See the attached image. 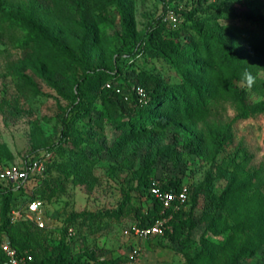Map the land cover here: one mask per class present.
Wrapping results in <instances>:
<instances>
[{
	"label": "rangeland",
	"instance_id": "obj_1",
	"mask_svg": "<svg viewBox=\"0 0 264 264\" xmlns=\"http://www.w3.org/2000/svg\"><path fill=\"white\" fill-rule=\"evenodd\" d=\"M162 1L123 0L135 33L141 35L151 22L158 19ZM172 1L178 10L191 7L190 0ZM243 2L244 5L231 2L226 7L237 11L247 7L264 12V0ZM89 3L91 0H6L4 7L13 17L28 15L32 23L43 15L53 17L48 24V33L58 31L62 42L68 45L80 41L81 23L86 22L88 29L98 37L87 51L91 63L103 65L108 59H114L122 46L121 18L112 9L103 24L92 23L87 10ZM56 5L61 7V17H58ZM205 6H198L199 14ZM33 30L34 27L23 22H11L0 16V159L9 164H21L36 151L51 150L48 151L51 160L70 162L74 161L72 158L77 150L84 148L93 161L91 169L95 178L88 186L87 183L74 182L72 175L65 179L64 172L50 167V185L55 187L53 178H56L64 190H56L49 201L36 193V197L43 201L38 215L44 225H28L33 243L40 245L46 241L55 244L64 230L75 253L101 249L100 257L114 258L125 257L133 248H138L134 264H191L197 254L214 251L212 264H228L219 244L227 239L231 227H242L240 221L244 219L245 211L241 201L220 202L219 196L231 178L234 164L243 166L246 173L262 168L260 177L254 181L264 193V112L246 119L236 118L237 111L225 104L205 120L172 123L155 134L147 133L140 139L118 145V131L111 119L103 114L99 101L96 109L82 118L77 108L71 106L65 96L70 87L67 85L68 76L47 66L44 60L51 53L50 46ZM28 36L30 41L26 42ZM243 53L254 57L257 51L245 47ZM118 64L130 86L121 88V81L113 80L111 89H120L125 95L138 86L135 77L141 71L170 83L179 80L174 67L154 49L133 60L120 59ZM258 77L264 81V68L259 69ZM92 80L95 83L94 77ZM247 89L248 103L264 99V84L258 85V90ZM100 115L103 117L98 121ZM225 122L232 123V135L216 152L208 143L207 128L211 123ZM65 128L72 134L61 141ZM163 146H169V149L164 151ZM149 159H154L152 179L160 182L177 179L192 189L201 186L195 200L190 197L182 208L184 216L194 222L193 227L185 231L182 242L166 236L139 238L127 234L126 231L134 225L132 218L128 213L116 214L125 191H130L135 206L145 209L149 205L144 196L132 190L137 183L135 170ZM35 185L34 181L27 182L22 192H17V197L26 201L33 194ZM247 205L253 211L257 208L255 200ZM85 214L91 216L84 217ZM241 229L236 236L240 242L251 235L255 227L246 224ZM236 264H264V244L254 255Z\"/></svg>",
	"mask_w": 264,
	"mask_h": 264
},
{
	"label": "trees",
	"instance_id": "obj_2",
	"mask_svg": "<svg viewBox=\"0 0 264 264\" xmlns=\"http://www.w3.org/2000/svg\"><path fill=\"white\" fill-rule=\"evenodd\" d=\"M190 1L191 7L183 10H178L172 0L168 1L176 8L179 17L178 23L169 28V25L162 21L166 8V1L163 0L158 19L151 22L147 29L138 35L133 31L123 0H91L87 10L92 23L103 24L112 9L116 10L121 18L122 46L116 51V57L108 59L103 65L91 63L87 51L94 46L98 37L88 29L86 22L81 23L80 41L75 45H68L62 42L58 31L48 33V24L53 17L51 19L43 15L35 23L30 21L28 15L19 14L13 17L4 7L6 0H0V16L8 18L11 22H23L26 26L35 28L33 31L37 37L45 39L50 46L51 53L44 62L51 70L68 76L67 85L70 87L65 92V96L71 101V106L77 108V113L82 118L96 109V102L99 101L103 114L111 119L114 128L118 131L116 141L120 145L140 139L147 133L155 134L156 131L172 123L187 124L205 120L225 104H230L237 111L236 118L246 119L264 112V99L254 103L247 101V88L258 90V85L264 84V81L258 77L259 69L264 68V12L247 7L239 11L226 7L231 2L244 5V0ZM204 4L206 6L199 14L198 6ZM56 7L58 17H61V7L57 5ZM25 41L29 42L30 37H26ZM245 47L256 50L257 54L254 57L245 55L243 53ZM150 49H154L174 67L179 75L177 82L170 83L161 77L141 71L135 77L138 86L126 95L120 89L117 91L111 89L112 86L105 85L113 80H119L121 88H128L130 83L123 77L118 60L129 58L133 60ZM92 77L96 80L95 83ZM101 85L103 87L100 89ZM71 87L74 89L71 90ZM137 87L143 88L145 93L143 98L138 95ZM102 117L100 115L98 121H101ZM231 127V122L208 125V143L216 152L221 150L231 138ZM62 132L61 141L72 134L67 128ZM166 149H169V146H163L162 150ZM46 151H36L21 164H27L32 157ZM72 159L74 161L57 162L49 158L42 176H29L19 185L0 181V232L2 233L0 245L7 240L18 252L30 253L33 257L30 264H134L126 261L127 256L100 257L101 249L75 253L64 230L55 244H47L46 241L40 245L34 244L28 226L38 227L33 220L10 221L11 210L17 206L26 209L29 201L39 199L36 193L49 201L56 190H64V186L56 178H53L55 187L50 185L51 166L64 172L65 179L72 175L74 182L87 183L91 186L95 180L91 169L93 161L85 153L84 148L77 150L76 156ZM153 162L154 159H149L135 170L137 183L132 187L139 196H144L148 200L149 205L145 209L135 206L130 191H125L116 214L128 213L134 224L140 227L151 225L160 216L172 214L168 220L170 228L163 236L172 241L182 242L185 231L191 229L194 222L184 216L182 208L176 211L165 209L163 212L161 201L150 192V185L155 180L150 175ZM8 164L0 159V165ZM231 172V178L219 196V201H241L245 211L244 219L240 221L241 228L246 224H253L255 227L253 233L246 236L242 242L236 237L242 229L238 226L231 227L232 231L228 233L227 239L219 244V248L226 254L228 264H236L239 260L254 255L264 244V193L254 181L260 177L262 168L246 173L243 166L234 164ZM29 181L36 182V185L31 197L25 201L17 197V192H22ZM183 184L185 183L177 179L160 182L163 190H179ZM188 188L187 203L190 197L194 201L198 192L202 190L201 186L192 189L188 185ZM251 200L257 203L254 211L247 205ZM85 215L84 217L91 216V214ZM214 254V251L197 254L191 259V264H212ZM2 258L0 249V259Z\"/></svg>",
	"mask_w": 264,
	"mask_h": 264
},
{
	"label": "built area",
	"instance_id": "obj_3",
	"mask_svg": "<svg viewBox=\"0 0 264 264\" xmlns=\"http://www.w3.org/2000/svg\"><path fill=\"white\" fill-rule=\"evenodd\" d=\"M166 1V8L163 13L162 21L167 25H176L179 21V17L176 13V8L169 4V0ZM110 87V83L105 84ZM119 91V89H116ZM138 95L143 98L145 93L143 88H136ZM50 158L48 151L36 155L30 159L27 164H13L0 165V181L5 183H14L19 185L28 179L29 176L39 175L42 176L46 169V163ZM151 194L158 198L163 206V212L165 209H172L176 211L183 208L188 201L189 188L187 184H183L179 190L170 189L163 190L158 180H153L150 185ZM43 202L39 199H34L28 202L26 209H22L21 206L13 208L10 212V221L15 222L20 219H31L38 226L44 225L43 219L38 215ZM172 217V214L168 216L158 217L151 225L137 226L134 224L130 229L126 231L127 234H132L139 238H148L152 236H163L165 231L170 228L168 220ZM3 258L0 259V264H30L33 257L30 253H20L16 248L12 247L10 242L5 240L0 245ZM139 254L138 248H133L127 255L126 261L128 263L133 262Z\"/></svg>",
	"mask_w": 264,
	"mask_h": 264
},
{
	"label": "clouds",
	"instance_id": "obj_4",
	"mask_svg": "<svg viewBox=\"0 0 264 264\" xmlns=\"http://www.w3.org/2000/svg\"><path fill=\"white\" fill-rule=\"evenodd\" d=\"M249 78H250V75H249Z\"/></svg>",
	"mask_w": 264,
	"mask_h": 264
}]
</instances>
